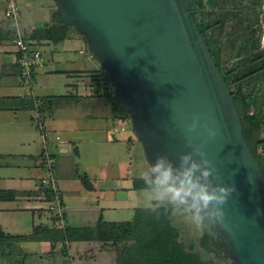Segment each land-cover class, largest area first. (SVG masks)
I'll use <instances>...</instances> for the list:
<instances>
[{"label": "water", "instance_id": "water-1", "mask_svg": "<svg viewBox=\"0 0 264 264\" xmlns=\"http://www.w3.org/2000/svg\"><path fill=\"white\" fill-rule=\"evenodd\" d=\"M54 3L106 71L153 176L168 172L179 189L199 165L193 180L209 192L226 188L225 202L205 207L194 188L183 205L210 221L236 264H264V169L190 0Z\"/></svg>", "mask_w": 264, "mask_h": 264}, {"label": "crops", "instance_id": "crops-1", "mask_svg": "<svg viewBox=\"0 0 264 264\" xmlns=\"http://www.w3.org/2000/svg\"><path fill=\"white\" fill-rule=\"evenodd\" d=\"M17 1L19 27L26 39L40 44L44 64L30 86L20 83L17 27L6 16L7 0H0V227L8 235L0 244V264H119L122 244L69 240L65 231L96 226L101 215L132 220L145 204L139 190L151 189L136 187L134 179L151 170H131L139 140L126 120L113 117L112 101L97 87L93 76L104 69L85 56L90 52L85 37L74 26L63 41L33 37L37 28L61 24L54 17L59 10L54 0ZM38 113L64 140L52 145L65 206L62 228L44 207L50 197L40 186L47 171Z\"/></svg>", "mask_w": 264, "mask_h": 264}, {"label": "trees", "instance_id": "trees-1", "mask_svg": "<svg viewBox=\"0 0 264 264\" xmlns=\"http://www.w3.org/2000/svg\"><path fill=\"white\" fill-rule=\"evenodd\" d=\"M190 3L191 16L230 87L242 116L245 136L264 169V151L259 149L264 147V138L260 136L264 127V29L261 17L264 0H190ZM55 16L61 19L57 20L61 24L37 28L32 36L63 41L73 25L62 18L60 11ZM93 77L97 87L112 101L113 117L128 120L126 110L113 95L106 71ZM158 180L150 172L136 177L134 182L138 188L168 187L157 184ZM168 183L173 186L172 182ZM183 210L189 209L178 200L156 199L151 205H141L132 220L108 221L101 215L96 226L69 227L65 235L69 240L95 239L122 244L118 252L119 264H221L226 258L230 264H236L225 254L210 221L197 213L196 216L202 217L197 223L200 227L198 242L186 244L182 239V228L175 222V216ZM7 236L0 227V244Z\"/></svg>", "mask_w": 264, "mask_h": 264}, {"label": "built area", "instance_id": "built-area-1", "mask_svg": "<svg viewBox=\"0 0 264 264\" xmlns=\"http://www.w3.org/2000/svg\"><path fill=\"white\" fill-rule=\"evenodd\" d=\"M6 16L17 27L15 42L19 47V62L22 68L19 76L20 83L30 86L38 69L44 64L43 49L39 43L26 39L24 32L19 27L20 7L17 0H7ZM37 125L42 134V164L47 171V174L40 180V186L44 192L49 193L50 197L44 207L49 209L56 219L55 226L62 228L65 226V206L60 196L59 180L54 170L52 145L54 142L64 144V140L60 134L52 133L46 128L40 113L37 114ZM262 148L264 147L262 146Z\"/></svg>", "mask_w": 264, "mask_h": 264}, {"label": "rangeland", "instance_id": "rangeland-1", "mask_svg": "<svg viewBox=\"0 0 264 264\" xmlns=\"http://www.w3.org/2000/svg\"><path fill=\"white\" fill-rule=\"evenodd\" d=\"M261 17H262V27L264 29V9H263ZM262 43L264 44V34L262 36ZM89 53L90 52H87L85 56L87 55L91 56L92 65H95V66L100 65L99 62L95 58H93V56L90 55ZM100 74H102V71ZM125 122L128 123L127 130L131 133V135L135 136L131 128V123L129 119L126 120ZM115 127H118V125H116ZM260 136L264 138V127L260 130ZM136 143H137L136 148H134L132 152L133 160H132L131 170H133V172L138 171L139 173H142L144 172L143 171L144 169L150 170V165L148 164V162L145 159V156L143 155V149H142L141 143L140 142H136ZM259 149L261 151H264V148H262V146H260ZM139 191L145 198V204H148L150 199H170L172 198V194L169 191H167V188L141 189ZM195 218H196L195 212H191L190 210H186V211L183 210L182 212L178 214V217L175 216L176 224L181 226L182 228V239L186 242L188 246L192 244H197L198 238L200 235V227L197 225V221ZM211 257H214V255ZM230 263L231 261L227 258L221 262V264H230Z\"/></svg>", "mask_w": 264, "mask_h": 264}, {"label": "clouds", "instance_id": "clouds-1", "mask_svg": "<svg viewBox=\"0 0 264 264\" xmlns=\"http://www.w3.org/2000/svg\"><path fill=\"white\" fill-rule=\"evenodd\" d=\"M207 163V161H205ZM199 168V165L193 163L192 167L187 170L185 174V182L184 186L177 189L170 185L168 183L170 173L165 172L163 174V178L157 181V184H164L168 185L167 191H169L172 194V198L174 200H178L181 203L184 202V197L187 195H192V189L197 188L198 191L195 193L194 198L198 201H202L204 206L206 207L211 201H216L217 203L223 204L225 202V197L227 195V189L226 188H220L219 193L216 191L209 192L207 190V187L204 185H199L196 181L193 180V174L194 172ZM210 172L209 170H204L202 172V175L205 179L209 176ZM196 221L199 224L202 220V217L199 215L196 216Z\"/></svg>", "mask_w": 264, "mask_h": 264}]
</instances>
